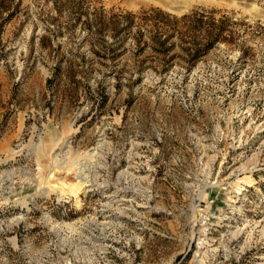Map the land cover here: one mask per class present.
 I'll return each instance as SVG.
<instances>
[{
	"label": "rangeland",
	"instance_id": "rangeland-1",
	"mask_svg": "<svg viewBox=\"0 0 264 264\" xmlns=\"http://www.w3.org/2000/svg\"><path fill=\"white\" fill-rule=\"evenodd\" d=\"M198 7L232 44L165 71L76 20ZM0 264H264V0H0Z\"/></svg>",
	"mask_w": 264,
	"mask_h": 264
},
{
	"label": "trees",
	"instance_id": "trees-1",
	"mask_svg": "<svg viewBox=\"0 0 264 264\" xmlns=\"http://www.w3.org/2000/svg\"><path fill=\"white\" fill-rule=\"evenodd\" d=\"M148 13V17L136 21L134 14L129 12L105 18L103 11L99 9L94 10L91 17L83 12L84 16H77L76 20L85 33L92 32L94 46L102 58L108 56L112 61L119 59L124 45L129 43L135 50L136 58L130 68L136 71H141L144 66L165 71L175 62V58H178L176 62L182 61L187 66H192L217 44H232L229 20L224 15L215 18V10L198 7L174 16L151 8ZM104 34L109 36L108 40L104 39ZM172 50L179 53L170 54ZM144 51L148 54L138 60V56ZM125 68L126 64H122L121 70ZM59 72L60 65L55 63L51 76L55 78ZM64 72L67 77L72 76L69 64L64 66ZM138 81V77L134 78L131 83L126 84V88L132 89ZM115 87L119 88L120 85L115 84Z\"/></svg>",
	"mask_w": 264,
	"mask_h": 264
},
{
	"label": "bare ground",
	"instance_id": "bare-ground-1",
	"mask_svg": "<svg viewBox=\"0 0 264 264\" xmlns=\"http://www.w3.org/2000/svg\"><path fill=\"white\" fill-rule=\"evenodd\" d=\"M78 177V176H77ZM80 179L78 180V182L76 183V185L74 186V190H78V188H79V184L80 183H83V181H84V177H79ZM74 192V191H73ZM75 193V192H74Z\"/></svg>",
	"mask_w": 264,
	"mask_h": 264
}]
</instances>
